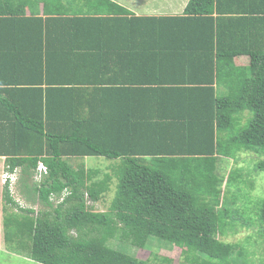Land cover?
I'll return each instance as SVG.
<instances>
[{"label": "trees", "instance_id": "trees-1", "mask_svg": "<svg viewBox=\"0 0 264 264\" xmlns=\"http://www.w3.org/2000/svg\"><path fill=\"white\" fill-rule=\"evenodd\" d=\"M25 3L0 0V157L21 170L1 190L6 242L40 264H152L112 244L146 250L154 236L178 246L162 263L251 264L218 234L254 215L264 234V197L251 216L234 208L250 196L239 184L237 198L220 196L218 161L252 151L264 171V0L131 16L63 3L44 17ZM89 156L111 159V172L70 162ZM114 179L109 207L89 206Z\"/></svg>", "mask_w": 264, "mask_h": 264}, {"label": "rangeland", "instance_id": "rangeland-1", "mask_svg": "<svg viewBox=\"0 0 264 264\" xmlns=\"http://www.w3.org/2000/svg\"><path fill=\"white\" fill-rule=\"evenodd\" d=\"M28 4V0H25ZM161 1V0H160ZM33 3V0H31ZM155 4H160L159 0H155ZM29 5V4H28ZM33 9V7H32ZM34 10V9H33ZM35 11V10H34ZM250 112L245 111L244 114H241V124L246 123L248 120L247 118L250 116ZM262 157L257 155L252 151H242L238 154L236 160L233 158H222L221 161H218V173L223 177V184L221 185V193L220 196L222 197H229L232 198L233 193H237L236 198L238 197V189L237 185L239 184L240 189L242 192H247L250 196L248 200H239L240 202L234 205L235 207H239L242 204H246L248 214L254 213L257 210V200L259 198L264 197V171L258 170L255 168V164L261 159ZM71 164L74 166L75 169H79L81 167L85 168H100L101 174L104 172H111L110 164H112V160L107 157L102 156H89L85 158H75L70 160ZM4 163V161L0 159V164ZM2 166V165H1ZM241 168L243 177L240 179L239 183L235 182L234 184H229L226 178L229 176V173L234 168ZM1 172L3 171L0 170ZM2 182V178H1ZM3 183V182H2ZM0 183V207L3 202V197L1 196V190H3V185ZM117 180L114 179L112 183L111 191L108 192L104 199L99 202H93L89 197H86L89 206H93L94 209L99 211L106 210L115 194ZM237 183V184H236ZM4 184V183H3ZM16 191V190H15ZM18 195V194H16ZM87 196V195H86ZM19 197V195H18ZM233 207V205H232ZM36 210H44V207H40L39 204L35 205ZM17 209V208H16ZM1 212V211H0ZM4 213V212H3ZM36 215V212H35ZM251 216V215H250ZM4 221V220H3ZM240 220H237V223ZM261 223L255 215L253 216V222H250L249 225H243L236 227V231L234 229H230L229 227L226 229L225 234H218L219 239H222L228 243H240L248 249L249 256L251 258V264H264V234H260L259 231L261 230ZM4 228V225L2 224ZM15 230V228H13ZM71 235H76V231H71ZM114 247L118 248L119 250L123 251L126 254L136 256L139 258H149L152 264H169V263H162V258L164 256H172L176 259L179 258V250L172 251L173 248H177L178 246L172 244L171 242L152 236L150 241L148 242L147 246L145 247L146 250H140L137 246H134L129 241H117L116 243L112 244ZM18 252L14 249L13 245H10L6 242L3 233L0 232V264H40L35 259H32L28 252ZM151 251H156L157 253L154 256V253H150ZM173 264H185L183 261H179Z\"/></svg>", "mask_w": 264, "mask_h": 264}, {"label": "crops", "instance_id": "crops-1", "mask_svg": "<svg viewBox=\"0 0 264 264\" xmlns=\"http://www.w3.org/2000/svg\"><path fill=\"white\" fill-rule=\"evenodd\" d=\"M189 0H159L160 4H155V0H49V6L45 3H38L33 0L26 7L28 12L36 10L41 12L46 17V9H52L54 4L57 9L64 3V9L72 11L73 8L79 12H86L91 9L92 13L98 14H116V15H179L182 14ZM33 7V9H32ZM1 161L3 160L0 157ZM2 165V166H1ZM3 163L0 164L2 170ZM1 173V171H0ZM2 183V182H0ZM3 185V183H2ZM4 204L2 202L0 207V232L4 235V228L2 227V214Z\"/></svg>", "mask_w": 264, "mask_h": 264}, {"label": "clouds", "instance_id": "clouds-1", "mask_svg": "<svg viewBox=\"0 0 264 264\" xmlns=\"http://www.w3.org/2000/svg\"><path fill=\"white\" fill-rule=\"evenodd\" d=\"M41 163H43L44 165H46L43 161H40L39 162L38 167H37V171H36V178L37 179H40L42 175H44V174L47 173V171H46L45 173H41V176L40 177L38 176L39 173L41 172L39 170V166H40ZM46 167H47V165H46ZM20 173H21V170L19 168H16L14 170H7L4 167L3 168V171L1 172L2 182L5 183L6 181H10V183L16 184L19 181ZM5 174H8L9 175L6 180H4ZM22 204L25 205V203L23 201H22Z\"/></svg>", "mask_w": 264, "mask_h": 264}, {"label": "built area", "instance_id": "built-area-1", "mask_svg": "<svg viewBox=\"0 0 264 264\" xmlns=\"http://www.w3.org/2000/svg\"><path fill=\"white\" fill-rule=\"evenodd\" d=\"M39 170L41 171L39 173V175H38L40 177L41 176V173H45L47 171L46 165H44L43 163H41L40 166H39ZM8 176H9L8 174H5L4 180H6Z\"/></svg>", "mask_w": 264, "mask_h": 264}]
</instances>
